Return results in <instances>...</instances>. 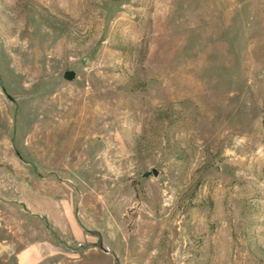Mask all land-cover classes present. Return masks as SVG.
Here are the masks:
<instances>
[{"label": "rangeland", "instance_id": "obj_1", "mask_svg": "<svg viewBox=\"0 0 264 264\" xmlns=\"http://www.w3.org/2000/svg\"><path fill=\"white\" fill-rule=\"evenodd\" d=\"M0 264H264V0H0Z\"/></svg>", "mask_w": 264, "mask_h": 264}, {"label": "water", "instance_id": "obj_2", "mask_svg": "<svg viewBox=\"0 0 264 264\" xmlns=\"http://www.w3.org/2000/svg\"><path fill=\"white\" fill-rule=\"evenodd\" d=\"M151 172H152L153 177L155 178L158 177V175L160 174L159 170L156 169L155 167L151 168Z\"/></svg>", "mask_w": 264, "mask_h": 264}]
</instances>
